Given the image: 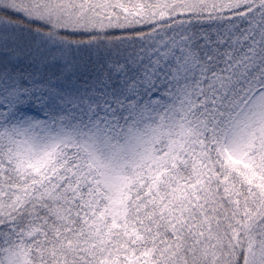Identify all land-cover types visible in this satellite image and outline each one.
I'll return each instance as SVG.
<instances>
[{
  "label": "snow or ice",
  "instance_id": "obj_1",
  "mask_svg": "<svg viewBox=\"0 0 264 264\" xmlns=\"http://www.w3.org/2000/svg\"><path fill=\"white\" fill-rule=\"evenodd\" d=\"M0 264H264V0H0Z\"/></svg>",
  "mask_w": 264,
  "mask_h": 264
}]
</instances>
